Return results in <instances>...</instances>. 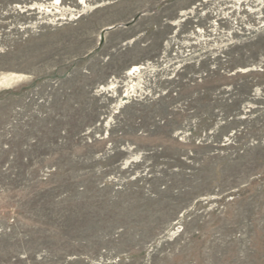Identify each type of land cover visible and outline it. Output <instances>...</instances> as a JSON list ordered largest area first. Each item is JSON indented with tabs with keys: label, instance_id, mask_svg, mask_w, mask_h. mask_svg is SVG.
<instances>
[{
	"label": "rangeland",
	"instance_id": "rangeland-1",
	"mask_svg": "<svg viewBox=\"0 0 264 264\" xmlns=\"http://www.w3.org/2000/svg\"><path fill=\"white\" fill-rule=\"evenodd\" d=\"M0 264H264V0H0Z\"/></svg>",
	"mask_w": 264,
	"mask_h": 264
},
{
	"label": "snow or ice",
	"instance_id": "snow-or-ice-1",
	"mask_svg": "<svg viewBox=\"0 0 264 264\" xmlns=\"http://www.w3.org/2000/svg\"><path fill=\"white\" fill-rule=\"evenodd\" d=\"M57 3H59V0H56ZM81 2H83V0H81Z\"/></svg>",
	"mask_w": 264,
	"mask_h": 264
},
{
	"label": "water",
	"instance_id": "water-1",
	"mask_svg": "<svg viewBox=\"0 0 264 264\" xmlns=\"http://www.w3.org/2000/svg\"><path fill=\"white\" fill-rule=\"evenodd\" d=\"M102 40H103V38H102Z\"/></svg>",
	"mask_w": 264,
	"mask_h": 264
}]
</instances>
